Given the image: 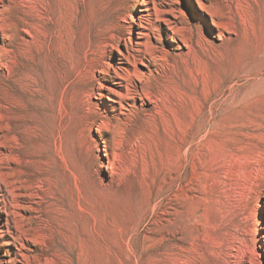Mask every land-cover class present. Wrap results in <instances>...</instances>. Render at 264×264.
<instances>
[{
  "label": "rangeland",
  "instance_id": "rangeland-1",
  "mask_svg": "<svg viewBox=\"0 0 264 264\" xmlns=\"http://www.w3.org/2000/svg\"><path fill=\"white\" fill-rule=\"evenodd\" d=\"M219 1L0 0V264H264L261 28Z\"/></svg>",
  "mask_w": 264,
  "mask_h": 264
},
{
  "label": "bare ground",
  "instance_id": "bare-ground-1",
  "mask_svg": "<svg viewBox=\"0 0 264 264\" xmlns=\"http://www.w3.org/2000/svg\"><path fill=\"white\" fill-rule=\"evenodd\" d=\"M243 5V6H242ZM258 12H259V17L258 19L254 20L252 19V14L251 11L252 9H255V5L252 1L250 0H220L218 3L219 6V20H228V24L230 26H232L233 28L235 27L236 29L241 28L242 30H246V32L249 30V32H253L256 29L254 28H261L259 29L261 31V42L260 45L257 49V51L255 52L256 54H260L264 55V18L260 16V13H262L264 15V0H259L258 3ZM256 5V6H257ZM235 6H242L244 10H242L245 13V18L240 19V17L237 15V12L235 11L236 9H234ZM240 9V8H239ZM238 9V10H239ZM228 10L230 12V16L229 18L226 17L225 11ZM251 15H250V14ZM254 20V21H253ZM263 62H264V58ZM115 84H117L116 82H114ZM137 97H140L138 94V89H133V92H129L127 93V95L124 97V99L127 100H135ZM148 97H146L147 99ZM142 101L141 106L144 108L143 112L148 113L149 115L152 114L154 112V110L156 109V104L153 102H145L143 98H139ZM112 102L117 103V100L115 99H110ZM4 131V130H3ZM9 131H4L0 132V139L6 137L7 135H9ZM10 148H5L4 153L0 152V154L5 155V154H12L14 153V149ZM87 214V213H86ZM84 214V221L83 223L80 225V227H82V237L84 238V240L86 242H89L92 240V233L90 232V220L88 218V215ZM112 227H108L104 229L103 232V240L106 244H110L111 243V235L112 234V230H110ZM93 243V241H92Z\"/></svg>",
  "mask_w": 264,
  "mask_h": 264
}]
</instances>
